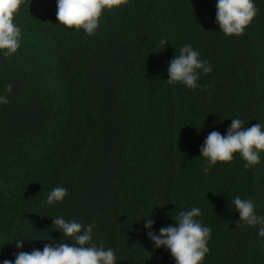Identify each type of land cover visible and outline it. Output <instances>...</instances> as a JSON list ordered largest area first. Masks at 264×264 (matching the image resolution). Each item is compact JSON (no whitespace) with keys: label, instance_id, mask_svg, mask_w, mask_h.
Wrapping results in <instances>:
<instances>
[{"label":"trees","instance_id":"obj_1","mask_svg":"<svg viewBox=\"0 0 264 264\" xmlns=\"http://www.w3.org/2000/svg\"><path fill=\"white\" fill-rule=\"evenodd\" d=\"M216 2L128 0L105 10L89 36L59 24L56 0H24L14 16L20 47L0 51L9 101L0 105V262L72 243L53 228L62 216L92 225V242L114 249L117 264H175L154 248L144 219L159 234L199 207L211 229L202 264H264V237L240 227L232 204L251 197L264 215V152L252 168L237 153L207 174L200 156L207 135L224 134L232 118L264 124V0H254L257 14L240 36L219 30ZM186 44L213 69L196 90L167 82ZM55 187L67 195L48 205Z\"/></svg>","mask_w":264,"mask_h":264},{"label":"clouds","instance_id":"obj_2","mask_svg":"<svg viewBox=\"0 0 264 264\" xmlns=\"http://www.w3.org/2000/svg\"><path fill=\"white\" fill-rule=\"evenodd\" d=\"M22 3L24 0H0V51L6 57L16 53L20 47L21 30L14 23V16ZM56 4L59 24L69 29L74 27L77 31L83 29L86 35L94 36L103 12L127 5L128 0H56ZM215 7V23L225 36L242 35L257 14L254 0H217ZM167 43V39H162L159 51L164 50ZM200 55L190 44L182 46L169 62L168 84H183L190 90L198 89L201 76L213 71L210 62L202 60ZM7 91H12L11 85H8ZM7 103V97L0 95V105ZM231 121L224 134L211 131L200 147V156L205 159L202 168L205 174L218 161H232L237 153L246 161V169L260 163L261 153L264 152V124L247 127L248 121L243 119L232 118ZM66 195L67 189L55 187L48 193L45 202L48 205L62 203ZM232 204L239 212L240 227L257 228L258 235L264 237V215L258 214L255 201L251 197L242 199L236 196ZM202 214L199 207L180 211L172 216L176 224L161 227L159 234L153 230L155 220L145 218L144 228L148 230L146 234L154 248L168 250L175 264H202L211 238V229L197 219ZM52 218L53 228L62 232V237L70 238L72 243H46L42 250H21L14 253V261L4 259L0 264H117L114 249H105L92 242V225L84 226L62 216ZM26 240L19 238L13 243L17 249H23Z\"/></svg>","mask_w":264,"mask_h":264}]
</instances>
